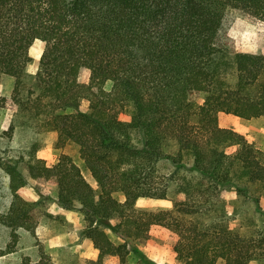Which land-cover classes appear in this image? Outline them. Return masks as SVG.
Instances as JSON below:
<instances>
[{"label": "trees", "instance_id": "16d2710c", "mask_svg": "<svg viewBox=\"0 0 264 264\" xmlns=\"http://www.w3.org/2000/svg\"><path fill=\"white\" fill-rule=\"evenodd\" d=\"M232 15L257 27L255 53L227 35ZM35 40L45 49L28 77ZM3 75L14 86L0 107L73 142L96 188L67 154L52 165L34 154L0 160L12 193L0 255L18 229L51 217L40 187L35 201L17 194L32 179L80 213L100 261H145L136 245L157 224L177 235L179 264H264V151L218 122L220 112L264 117V0H0ZM144 198L170 207H136ZM21 264L55 263L39 251Z\"/></svg>", "mask_w": 264, "mask_h": 264}, {"label": "rangeland", "instance_id": "374dc122", "mask_svg": "<svg viewBox=\"0 0 264 264\" xmlns=\"http://www.w3.org/2000/svg\"><path fill=\"white\" fill-rule=\"evenodd\" d=\"M227 35L249 52L255 53L262 43V37L257 27L250 21L232 15L227 27ZM45 49V43L35 40L28 49L30 58L25 67V73L32 77L38 67L39 59ZM14 86V78L3 75L0 78V97L10 95ZM110 83L105 84L109 88ZM195 101L201 104L202 95L197 94ZM88 102H81L82 108H87ZM119 118L127 121V112H121ZM218 122L221 127L230 128L243 135L255 147L264 151V117L242 119L240 117L220 112ZM13 125L11 138H7L4 132L10 125ZM30 121L26 116L15 109L0 107V160L24 156L28 159L30 154L41 158L47 165H52L62 154H67L78 165L85 180L96 188V183L84 166L78 154V147L71 141L63 145L58 144L57 134L52 131H39L29 125ZM163 172H166V165ZM40 187L46 199L44 204L51 217H47L37 224L33 231L18 229L17 241L12 252L0 255V264H21L24 257L34 260L38 257L39 251L49 255L55 264H118V261L111 257L99 260L98 250L94 248L91 240L84 237L82 229L85 222L78 211L61 208L55 201L53 190L50 187L37 185L36 181L29 180L25 186L17 190V194L27 201H35L41 196L37 194L36 187ZM233 197L229 195V199ZM12 193L8 187V177L0 168V214H3L9 207ZM261 209L264 211V193L259 199ZM138 208L150 210L167 209L170 201L167 199H140L136 203ZM109 233V231H106ZM177 235L171 230L157 224L150 226L148 237L137 243L146 257L145 261L129 253L126 256L125 264H179L173 250ZM12 241L11 229L0 223V251L5 250Z\"/></svg>", "mask_w": 264, "mask_h": 264}]
</instances>
